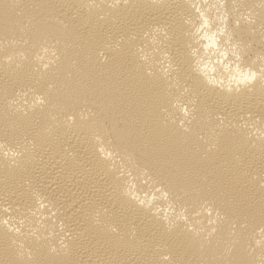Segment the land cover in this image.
Wrapping results in <instances>:
<instances>
[{
	"label": "bare ground",
	"instance_id": "bare-ground-1",
	"mask_svg": "<svg viewBox=\"0 0 264 264\" xmlns=\"http://www.w3.org/2000/svg\"><path fill=\"white\" fill-rule=\"evenodd\" d=\"M227 8L258 68L264 0ZM195 23L185 0H0V264H264V74L207 85ZM121 169L167 200L138 206Z\"/></svg>",
	"mask_w": 264,
	"mask_h": 264
},
{
	"label": "clouds",
	"instance_id": "clouds-1",
	"mask_svg": "<svg viewBox=\"0 0 264 264\" xmlns=\"http://www.w3.org/2000/svg\"><path fill=\"white\" fill-rule=\"evenodd\" d=\"M124 2L127 3V0H124ZM185 2L189 4V7L193 9L196 15V23L191 33L193 37L192 45H195L191 46L190 50L192 71L200 76L207 85L222 91L231 93L233 91L240 92L241 89L245 88L250 90V86L264 74V56L256 58L261 61V66L258 68L243 65L241 63L242 46L238 40L234 39L229 27V21L231 20L233 27H239L241 19L246 23H254L255 21L251 13H244L233 20L227 8L228 0H185ZM115 3L119 4L120 0H115ZM154 31H160L163 34L162 29H154ZM145 35L147 36L148 34L145 33ZM44 51H47V49ZM141 59H144V57L142 56ZM253 62H255V59ZM160 63L163 64L161 70L165 75H168L170 71H174V66L170 62L167 52L162 53ZM44 67L46 68L47 64ZM149 75H151V72H149ZM36 103H43L42 98L37 97ZM180 111L184 116L189 115L187 106L181 107ZM82 118L87 119L88 117L84 115ZM75 119L76 117L72 115L67 117L70 124ZM181 125H183V121H181ZM185 131H187L186 128ZM96 139L100 140L99 137ZM0 147H3V145H0ZM97 151L100 153L102 159L110 162L115 159V153L104 148L102 144L97 148ZM4 155L16 157L19 153L14 151L4 152ZM124 175L128 177V186L125 188L124 194L129 199L135 201L138 206L148 208L151 207L155 200H167L168 193L162 191L160 187H157L152 195L139 193L135 182L136 177L133 173L121 169L118 176ZM140 182L143 184L147 180L141 179ZM155 193H159L160 195L157 196ZM156 211L159 212L161 209L157 207ZM169 211L168 207L163 208L166 221ZM179 219L185 220L186 217L180 216ZM4 223L7 222L5 221ZM209 223H215V220H211ZM9 230L11 231L12 229L10 228ZM15 231L18 233L19 229H15ZM255 243L259 246L260 241L257 240ZM64 246L66 247V245ZM51 250L54 252L55 248ZM168 258L167 256L164 257V259Z\"/></svg>",
	"mask_w": 264,
	"mask_h": 264
}]
</instances>
